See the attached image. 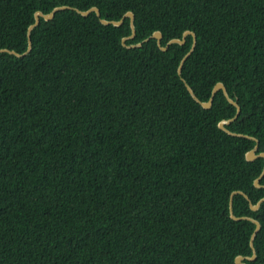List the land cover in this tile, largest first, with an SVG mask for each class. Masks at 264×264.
<instances>
[{"label": "trees", "instance_id": "16d2710c", "mask_svg": "<svg viewBox=\"0 0 264 264\" xmlns=\"http://www.w3.org/2000/svg\"><path fill=\"white\" fill-rule=\"evenodd\" d=\"M60 4L136 34L63 8L0 52V264H236L239 190L264 264V0H0V49Z\"/></svg>", "mask_w": 264, "mask_h": 264}, {"label": "water", "instance_id": "95a60500", "mask_svg": "<svg viewBox=\"0 0 264 264\" xmlns=\"http://www.w3.org/2000/svg\"><path fill=\"white\" fill-rule=\"evenodd\" d=\"M63 8H74L76 11L80 12L81 14L83 15H87L89 14L91 11H95V13L97 15H99L101 17V9L98 7V6H90L86 9H80V8H77V7H74V6H71V5H68V4H60V5H56L54 6L50 11L48 12H43L41 10H36L34 12V21L32 23H30L28 25V28H27V35H28V47H27V50L20 54V53H17L16 51L14 50H8L6 48H2L0 49V52H8L10 54H13V55H16L18 57H21L22 55L28 53L31 48H32V43H31V29L37 25L40 21V17H43L45 20H48V19H51L53 16H54V13L59 10V9H63ZM126 16H129L131 18V26H132V34L129 36V37H133L135 34H136V27H135V13L134 11L132 10H128L124 16L120 19H107L105 17H101V20L102 22L106 23V24H109V23H113L115 25H120L124 22V19ZM191 33L193 34L194 36V42H193V45L191 47V49L183 56L180 64H179V72L181 73L182 72V69H183V65H184V62L186 60V58L190 55V53L193 51L195 45H196V41H197V36H196V33L195 31L193 30H190V29H187L184 34H183V37H174V38H171L168 43L166 45H162V37H163V33L161 30H155L153 32V34H151L150 36H148L147 38H145L144 40H148L150 39L151 37H156L157 40H158V43L160 44L161 48L162 49H167L168 46L173 43V42H179V43H185L186 42V39H187V36L188 34ZM127 36L123 37V41L124 43L126 44L125 40H126ZM143 41L142 42H138V43H134V44H131V45H142ZM187 87L188 89L190 90V92L192 93V95L202 103V105H204L205 107H210L213 103V99H214V96H215V93L220 90V89H223L225 95L228 97V99L234 103L236 106H237V113L234 117H230V118H223L222 120H220L219 122V126L223 129H225L226 131L232 133V134H235V135H244V136H248V137H252V138H255L253 136H250L248 134H243V133H240V132H235V131H232L230 130L226 124L232 122L240 113V104L237 102L236 99H234L233 97H231L229 95V92H228V89H227V86L226 84L223 82V81H218L214 87H213V90H212V95L210 96V98L208 100H201L197 94L195 93L194 89L192 88V86L187 83ZM256 139V138H255ZM258 148V140L256 139V143L254 144L253 147H251L249 150L246 151L245 153V157L248 159V160H253L255 159L256 157H259V156H263L264 157V151H259V152H256ZM264 174V165H263V169L260 173V175L257 176V178L254 180V185L256 187H261V186H264V185H261L259 183V180L260 178L262 177V175ZM237 193H240L242 194L246 199H248V196L243 193L242 191H234L231 195V199H230V213H231V218L235 221H240V220H244V219H247V220H250L252 221L254 224H255V229H254V232L252 233L251 235V238H250V248H251V251H252V255L250 257H243V256H239L236 258L235 262L236 264H245L243 261H254L256 259V252H255V249H254V246H253V240H254V237L256 235V233L258 232V230L260 229L261 227V224L260 222L257 220V219H254L252 217H248V216H241V217H237L235 216L234 214V211H233V198H234V195L237 194ZM264 200V197L261 198L256 204H252V203H249L250 204V208L252 210H257L260 206V203Z\"/></svg>", "mask_w": 264, "mask_h": 264}]
</instances>
